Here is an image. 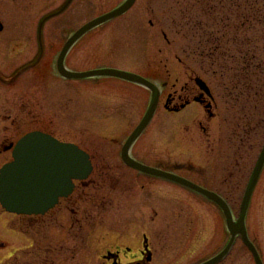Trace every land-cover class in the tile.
<instances>
[{"label":"rangeland","instance_id":"rangeland-1","mask_svg":"<svg viewBox=\"0 0 264 264\" xmlns=\"http://www.w3.org/2000/svg\"><path fill=\"white\" fill-rule=\"evenodd\" d=\"M62 1L0 0V170L13 160L16 143L34 131L80 146L96 167L78 185L74 204L49 217H15L0 205V264H40L48 249L55 264H103L108 251L138 253L144 236L154 253L152 264L213 258L230 239L217 205L150 177L133 174L134 186L131 175L117 168L122 164L109 161L146 113L149 92L117 80L68 81L58 74L65 42L115 4L77 0L68 12L51 15ZM236 2L140 0L125 17L87 35L66 64L74 72L108 67L169 83L133 152L222 196L238 219L264 146V0ZM196 23L206 25L211 44H201L204 31L194 29ZM246 54H255V71L247 69ZM196 78L216 99L211 122L199 105L180 113L164 108L173 85L180 90L190 80L195 85ZM147 184L157 197L150 188L141 189ZM247 227L264 263V171ZM221 264L256 263L238 239Z\"/></svg>","mask_w":264,"mask_h":264},{"label":"water","instance_id":"water-1","mask_svg":"<svg viewBox=\"0 0 264 264\" xmlns=\"http://www.w3.org/2000/svg\"><path fill=\"white\" fill-rule=\"evenodd\" d=\"M134 1L130 0L122 8L80 29L61 52L57 63L58 72L68 80L117 78L149 89L152 92V100L148 112L124 147V161L145 174L186 187L204 196L220 208L230 233V241L221 253L203 264H220L231 253L238 238H241L248 248L255 263L264 264L258 249L250 239L247 228L251 201L264 169V148L246 189L239 218L236 219L227 201L216 193L173 174L138 165L130 158L129 153L132 146L147 129L157 111L160 98V90L157 86L138 75L115 69H98L77 73L66 68V57L79 39L91 30L123 14ZM198 84L209 93L204 83L198 81ZM13 149V161L0 171V204L5 211L11 214L20 216L47 214L56 207L60 198H68L73 193L75 181L88 180L94 170L90 156L77 145L61 142L46 133H29Z\"/></svg>","mask_w":264,"mask_h":264},{"label":"flooded vegetation","instance_id":"flooded-vegetation-1","mask_svg":"<svg viewBox=\"0 0 264 264\" xmlns=\"http://www.w3.org/2000/svg\"><path fill=\"white\" fill-rule=\"evenodd\" d=\"M76 1L77 0H63L62 4H60L61 7H59L55 11H53L51 13V15H57L58 13L62 14V13L68 12L69 8L73 7L75 5ZM98 1H100V2L101 1H103V2H109L110 1V3H114L115 6L112 7L111 9H109L108 11H105L102 14L92 18L91 20H93L95 18H99L101 16H104V15H106V14L112 12V11H115L116 9L121 7L125 3L126 0H121L119 2V4L117 3L118 0H109V1L108 0H98ZM139 1L140 0H135L133 6L130 7L129 10H127L123 15L118 16L117 18H115L112 21H115V20H117L119 18H122V17H125L126 15H128L138 5ZM51 15H48L47 18L50 17ZM43 21L44 20H42L41 23ZM150 24L152 26H154V23L151 22ZM198 25H204V24L203 23H199V24L196 23L194 29H197ZM204 26L206 28V25H204ZM82 40H80L78 42V44ZM142 77H144V76H142ZM103 79H105V80H117V81H120L121 83L130 84L132 86H136L138 88H141V89L147 91L146 89H144L141 86L133 85V84H131L129 82H126L124 80H121V79H117V78H103ZM197 79L198 78L193 80L195 85H191L192 80H190L188 83H185L184 86L180 90H177L176 89L177 86L173 85L172 86V90L170 92H168L167 98L164 101V108H165V110L167 112H170V113H172V112L173 113H180V112L186 110L187 108H189L191 106L199 105L201 107V109H203L205 115H207L208 119L211 122L216 117V114H215V111L217 109L216 99L214 98L211 89L210 90L207 89L209 91V93H207L206 90L202 89L201 86H199V84L197 82ZM154 83H156V82H154ZM156 84H158V83H156ZM158 85L163 87L162 95H161L160 102H159V107H160L162 99H163V96L165 94V90L169 87V83L164 82L161 85L160 84H158ZM159 107H158V110H159ZM140 122H139V124H140ZM132 133L133 132H131V134ZM131 134H129L126 137V139L124 140V142L121 144L120 153H118L117 151L115 153H113L114 157H110L111 160H109V161H113L115 163H121L122 166L121 165H117V168L125 170V171H127L126 173L131 175L130 176L131 179H132L131 182L133 183L134 186H136L138 184V182L134 179L133 174H135L138 178H140L141 176H144V177H147V178L150 177V178L156 179V180H158L160 182L166 183V184H168L170 186H173V187H176V188H180V189H184V190L189 191V192H191L193 194L199 195V194H197V193H195V192H193V191H191V190H189V189H187V188H185L183 186H180V185H178L176 183H173V182H170V181H166V180H163V179H160V178H156V177L147 175V174H145L143 172H140L139 170L135 169L133 166H130V165L126 164V162L123 159L124 145H125V142L127 141V139L131 136ZM142 136L140 137V139L142 138ZM140 139L136 142V144L133 146L132 150L130 151V157L136 164L142 165V166H145V167H149V168H153V169H157V170H161V171H164V172L175 174V175H177L179 177H182V178H184L186 180H189V181L195 183L196 185H198V186H200V187H202L204 189H207L204 186L198 184L197 182L191 180L188 177L181 176V175H179L177 173H174V172H170L167 169L162 168L161 166L153 165L152 163L149 162L148 158L146 156H143L142 154H140L141 156L140 155L136 156V152L134 153L133 150H134V147L140 141ZM87 153L90 155V158L92 160V164L94 166V171H95V167H96L95 160H93L92 155L89 152H87ZM104 167L106 168V172H112L113 173V170H112L113 167L105 166V164H104ZM81 183H85V182H76V187H75L74 192H73V194L71 196H69L68 198L60 199L59 203L57 204V206L53 210H51L50 212H48L44 216H38V218L49 217L50 215H52L55 212H57V210L59 208H61L64 204H66L67 208H68L69 205L74 204L73 203V199H74V196H75V194L77 192L78 185H80ZM148 186H150V187H148ZM147 188L151 189L152 194H154L156 192L155 191L156 189L153 188L151 184L150 185L147 184V185H142L141 186V189L143 191H146ZM157 196L158 195H156V193H155L154 197H157ZM199 196H201V195H199ZM201 197H203V196H201ZM147 200H151V198L149 197ZM143 205L146 206V205H150V204L148 202H146ZM140 210H142V208ZM17 217L33 218V217H25V216H17ZM144 238H145V245H143V248L138 253H133L130 248L118 249L116 251H108L107 254L103 256V260H104L103 264H152L153 261H154V253H153L152 248H151L150 244L148 243V241L146 243V240H147L146 236H144ZM47 251H48V254L53 252L51 249H48ZM52 257H53L52 255L49 256V259H50V263L49 264H55L54 261H52Z\"/></svg>","mask_w":264,"mask_h":264},{"label":"trees","instance_id":"trees-1","mask_svg":"<svg viewBox=\"0 0 264 264\" xmlns=\"http://www.w3.org/2000/svg\"><path fill=\"white\" fill-rule=\"evenodd\" d=\"M238 1L239 0H237V2L236 3H238ZM229 7H232V6H234V5H228ZM197 28H200V31L201 32H203L204 31V33H201V38H202V41H201V44H211V41L213 40V39H208L209 38V36L206 34V31H208V29H206L205 28V26L204 25H198V27ZM203 38H205V39H203ZM210 40V41H209ZM242 40V39H241ZM243 40H245L244 42H243V44L244 45H247V46H249V45H251L252 43H251V41H249L248 39H243ZM250 42V43H249ZM209 58V57H208ZM257 59H256V57H255V54H254V57H248V55L246 54V57H245V63L246 64H248V67H247V69H250V68H252L253 70L252 71H255V69H256V67H259V65L257 64V65H255V61H256ZM212 61V60H211ZM213 63V62H212ZM212 66V65H211ZM246 73H249V70L246 72ZM245 75V74H244ZM38 250H40V249H38ZM45 252V256H44V259L43 260H40L39 261V263L40 264H49L50 263V259H49V254H48V251L46 250V251H44Z\"/></svg>","mask_w":264,"mask_h":264},{"label":"bare ground","instance_id":"bare-ground-1","mask_svg":"<svg viewBox=\"0 0 264 264\" xmlns=\"http://www.w3.org/2000/svg\"><path fill=\"white\" fill-rule=\"evenodd\" d=\"M141 89V88H140Z\"/></svg>","mask_w":264,"mask_h":264}]
</instances>
